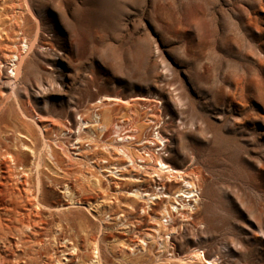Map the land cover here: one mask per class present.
<instances>
[{
  "label": "rangeland",
  "instance_id": "374dc122",
  "mask_svg": "<svg viewBox=\"0 0 264 264\" xmlns=\"http://www.w3.org/2000/svg\"><path fill=\"white\" fill-rule=\"evenodd\" d=\"M28 1L31 14L22 0H0L4 60L19 51V37L34 39L39 29L19 79L8 62L0 67V100L9 96L0 108V138L15 147L20 121L39 137L36 122L45 127L55 158L42 150V137L30 142L37 154L43 152V188L51 192L44 201L57 206L65 182L85 189L83 201H101L98 208L111 234L102 248L108 264L133 259L118 240L124 218L132 234L155 235L145 237L143 264H200L190 260L195 251L215 258L214 264H264V0ZM104 95L143 97L114 104L106 124L123 119L143 137L161 132L168 140L156 153L197 178L200 199L192 216L174 210L173 218L167 213L162 219L170 231L164 235H169L167 245L153 230L160 208L152 204L157 210L144 214L141 198L127 193L137 187L134 181L100 167V158L111 157L105 147L114 138L110 125L104 131L90 122L77 141L81 117L92 116L93 103ZM152 113L159 124L146 122L155 117ZM138 174L144 177L141 186L157 185L148 172ZM178 183L169 182L171 191ZM82 206L73 212L75 234L81 219H92L90 229L97 232L100 221ZM97 211L91 209L94 215ZM43 213L48 230L41 231L40 224L35 232L47 242L41 245L32 237L22 244L18 230H7L0 240V264L48 262L59 215ZM24 233V240L33 235Z\"/></svg>",
  "mask_w": 264,
  "mask_h": 264
},
{
  "label": "bare ground",
  "instance_id": "6f19581e",
  "mask_svg": "<svg viewBox=\"0 0 264 264\" xmlns=\"http://www.w3.org/2000/svg\"><path fill=\"white\" fill-rule=\"evenodd\" d=\"M22 1L26 6V10L31 14L32 11L29 6V1ZM38 33L39 29L36 32L35 38L31 40L26 37H19V35H22V32L20 34L18 33L17 36L19 39L17 40V47L19 51H12L9 54V58L7 60H4V57L0 55V67L4 61L8 62L15 74V78L19 79L23 73L27 56L31 49H33V47L36 45ZM7 99H9V96L8 98H2L0 100V108H2L4 103H6ZM137 99L142 100L144 98L141 96H136L130 100H124L118 96H102L99 101L93 103V105H95L92 111L93 115L91 116V114H88L87 116L81 117L82 120L78 126L79 135L77 137V141L80 142L83 140L81 133L84 130L82 131V129L84 127L86 128L90 122L93 127H97V129H102L104 131L109 130L111 127L110 129L113 132L114 138L112 142H110V146H105L107 149H109L111 157L100 158V167L109 172V175L116 176L115 178L117 179H131L134 181L137 187L132 189V191L127 190V193H129L131 196L141 198V200L144 202H142L141 207V210L144 212V214L149 215L150 211H153L154 209L157 210V208L152 207V204H155L160 208L159 211L157 210L154 217V220H156V225L158 226H154V228H152L157 232V236L162 240L160 244L163 245L164 243H168L169 235H166L167 237H164V235L169 234L170 231H166L168 227L163 223L162 219L165 216H168L167 213H169L173 218L174 210L183 217H191V212L194 211V208H197V202L198 199H200V191L197 178L195 176H191L184 170L174 167L166 160L161 151H157L156 153L157 146H165L166 144L163 143V140H168V138H166L161 132L143 137L141 134H139L140 128L138 129L137 126L129 127V125H127L123 119H116L114 121L112 120L113 122L109 124L110 127L106 124L105 120L107 121L108 117H112L111 114L114 104L118 102H123L125 105L126 103L132 104V100L136 101ZM22 113L28 117L25 114V111L22 110ZM151 116L155 117L147 119L148 121L146 122H150V124L153 123L154 125L159 124L156 113H152ZM92 117L93 121H86V119H92ZM31 119L35 121L34 118ZM20 125L21 126L17 127L18 129L16 132L20 143L15 145V147L10 145L5 139L0 138V240L3 238L2 234H6L7 230H18V232L22 234L19 235V239L22 244L30 242L32 237L38 239V233L35 232L36 226L41 224V231L44 229L48 230L46 227L48 224V219L42 217L44 214L43 212L48 211L50 217H53L55 212L57 213V216L59 215V217L54 220V222L57 223L55 225V229L53 230V234L49 239L50 245L54 246L55 248L52 249L53 251L47 258L48 262H46V264H108V260L105 259L104 256V253L106 254V252L103 253L102 248L103 242L105 244V242H107L106 240L111 234H106V231H108L107 228H110L106 224L107 217L103 215L104 211L102 212L98 208L99 204L102 202H97L94 205V203L91 201H83L81 196L85 195V189L83 190L81 188L82 190H80L74 186V184L65 182L63 185L64 189L61 191L62 198L64 199H61L57 206H49L44 201L47 193L50 194L51 192L47 191L46 193V190L43 188V176L45 174V171L42 169L43 152L40 151L37 154L36 149L31 145L34 140V136H37V134L27 122L25 124L24 121H20ZM36 125L41 133V135H39L43 140L42 150L45 151L48 156L55 158L50 150L48 140L44 135L43 130L45 127L39 125L37 122ZM21 129H23V131H21ZM41 137L37 136L39 139ZM132 144H137L136 146L139 148L132 146ZM63 150L66 152L67 156L73 157L70 149ZM78 152L74 154H80ZM74 158L79 160L83 159L82 157H77L75 155ZM86 161L91 164L88 157ZM135 170L137 171L134 172ZM126 171H128V173H126ZM141 171L142 174L143 172H148L153 178V181L157 182V185H154L153 187H146L144 185L141 186L140 181H143L144 178L143 175L140 176L138 174V172ZM98 179L96 180L97 182L100 181V179ZM169 182H179V187L176 191L174 190L175 192L171 191ZM113 183L116 186L121 185L118 181H114ZM177 192L178 195L176 196ZM102 196L104 197V195ZM175 203H178V205ZM81 206L86 209V212H90L95 219L100 221L97 232L92 230L93 228L91 226L93 225L91 223L92 219L90 218L91 221L89 219H81V221L75 223L77 226V232L75 234L73 222L75 221L77 215L73 212L77 213L78 207ZM94 208L96 211L99 210L97 211L98 215H94L93 212H91V209ZM81 210L82 209H80V211ZM106 213L107 212H105V214ZM117 213L120 214L118 211ZM160 214H162L161 217H159ZM129 223L130 222H128L125 218L124 221H121L120 224H124L122 225L124 226V230L119 233L121 239L118 240L121 241V245L128 248L127 250H129V253L133 255V259L128 261L126 260L127 258H124L123 261L125 262H120H122L121 264H143L142 256L145 255L146 251L148 250L147 247H145V245L148 244V241L146 242L147 239H145V237H155V235L151 233L142 235V232L138 231L135 234H132L130 230L133 226L131 223L129 225ZM20 225L21 227H18ZM175 228L176 227H172L171 230H174ZM24 230L32 231L33 235H26L28 238L26 237L24 240L23 235L26 234L24 233ZM164 230L166 232L161 234ZM134 236H136L137 239H135ZM110 237H113L114 239L116 236L112 235ZM46 242L47 241L45 239H38V243H41V245ZM140 246L141 250L139 248ZM138 248L139 251L136 253L135 251ZM142 248L145 250L144 252H142ZM90 249H92V252ZM135 259H138V261H135ZM190 260L192 262H200V264L215 263V258H207L199 251H195L190 256ZM24 262L26 261L21 262L20 260H16L14 264H24Z\"/></svg>",
  "mask_w": 264,
  "mask_h": 264
}]
</instances>
